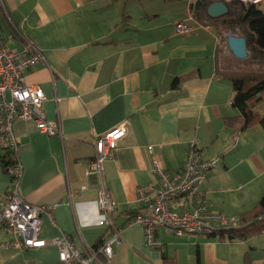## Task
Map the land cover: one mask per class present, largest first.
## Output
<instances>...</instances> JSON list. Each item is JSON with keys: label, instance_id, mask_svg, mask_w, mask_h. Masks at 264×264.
<instances>
[{"label": "crops", "instance_id": "crops-1", "mask_svg": "<svg viewBox=\"0 0 264 264\" xmlns=\"http://www.w3.org/2000/svg\"><path fill=\"white\" fill-rule=\"evenodd\" d=\"M196 1L0 0L4 39L19 48L12 23L45 58L23 81L42 89L46 119L60 123L61 136L39 131L32 121L14 124L19 193L30 204L54 205L53 222L40 217L42 238L66 234L80 251L108 238L111 230L101 224L96 204V176L87 175L84 160L94 156L97 136L126 121V135L103 165L120 229L108 264H264L258 236L221 240L161 230V247L148 248L141 225L132 220L141 209L136 188L155 181L148 146L169 171L183 163L190 141L203 158L219 160L175 207L203 201L239 222L264 192V133L258 125L237 131L232 86L221 75L241 71L247 62L219 42L214 26L192 17ZM180 20L189 26L185 33L175 31ZM8 186L0 166V201ZM8 239L0 229V243ZM0 264L61 262L56 247L47 245L0 248Z\"/></svg>", "mask_w": 264, "mask_h": 264}, {"label": "built area", "instance_id": "built-area-1", "mask_svg": "<svg viewBox=\"0 0 264 264\" xmlns=\"http://www.w3.org/2000/svg\"><path fill=\"white\" fill-rule=\"evenodd\" d=\"M229 2L231 0H224ZM245 6H255L264 12V0H237ZM11 24L18 38L19 48L12 47L0 33V154L7 152L10 165L6 174L9 186L0 201V229L9 235V239L0 243V248H40L55 246L61 264H108L113 254V246L120 242V229L114 225V213L117 203L108 191L103 178L104 162L113 157L118 141L128 130L123 121L100 134L95 140V154L84 160L87 175L96 176V204L101 216V224L111 230L108 238L96 249L75 248L71 238L61 234L50 240L40 236L41 216L53 222L52 204H30L19 193L22 166L17 157L18 141L14 124L18 120L32 121L36 128L47 134L61 136L58 120H47L43 111L45 99L42 89L37 85L23 81L25 73L33 71L45 58L40 49L25 38ZM189 30L186 20L175 23L177 33ZM222 31L221 36L233 34ZM150 152V172L155 181L139 185L135 192V203L140 212L133 216V221L143 230L144 244L148 248H160L162 243L158 232L163 230L177 237L191 235H214L221 230L238 226V220L212 210L203 201H198L190 208L175 207L177 200L191 194L208 177L209 172L218 165V158H203L200 148L194 141L187 146L183 163L174 170L164 169L158 158ZM87 190L86 186L81 191Z\"/></svg>", "mask_w": 264, "mask_h": 264}, {"label": "trees", "instance_id": "trees-1", "mask_svg": "<svg viewBox=\"0 0 264 264\" xmlns=\"http://www.w3.org/2000/svg\"><path fill=\"white\" fill-rule=\"evenodd\" d=\"M224 0H200V5L192 6V17L200 24L214 26L219 34V42H223L220 35L223 29L238 28L239 34L246 40L248 67L241 71H226L221 75L232 86V106L239 114L237 131H244L259 123L264 129V12L255 6H245L237 0L225 2L227 12L219 17L212 18L206 13V8L213 2ZM176 84L173 81L172 86ZM8 153L0 154V166L6 172L14 162L9 159ZM136 215V214H135ZM134 215V216H135ZM264 234V192L257 204L239 217L237 227L221 230L214 236L221 240H246L253 236ZM98 240L94 250L102 243ZM245 255V263H248Z\"/></svg>", "mask_w": 264, "mask_h": 264}, {"label": "water", "instance_id": "water-1", "mask_svg": "<svg viewBox=\"0 0 264 264\" xmlns=\"http://www.w3.org/2000/svg\"><path fill=\"white\" fill-rule=\"evenodd\" d=\"M199 5L200 0H197L195 7ZM226 12L227 6L223 1L213 2L206 8V13L212 18L222 16ZM225 43L235 58L243 60L248 57L246 40L243 36L228 34L225 36Z\"/></svg>", "mask_w": 264, "mask_h": 264}, {"label": "rangeland", "instance_id": "rangeland-1", "mask_svg": "<svg viewBox=\"0 0 264 264\" xmlns=\"http://www.w3.org/2000/svg\"><path fill=\"white\" fill-rule=\"evenodd\" d=\"M224 3H225V1H224ZM230 29H223V30H221V32L222 31H229ZM232 32H233V34L234 35H240L239 34V30H231ZM221 32H220V35H221ZM7 43L9 44V45H11L10 44V41H7ZM220 43H222V44H224V47L226 46V44H225V42H224V39H223V42H220ZM245 62H247L246 61V59H245ZM247 66H248V63H247ZM246 66V67H247ZM264 107V102L262 103V104H260V106H259V108H263ZM255 125H258L260 128H261V130L263 131V133H264V129L261 127V125L259 124V123H256ZM254 125V126H255ZM261 179H264V177H261ZM262 235H264V234H261V235H257L258 237V239H256L257 240V242H259L258 243V245L260 246V247H263L264 248V237L262 236ZM260 251H262V252H264V249H259Z\"/></svg>", "mask_w": 264, "mask_h": 264}]
</instances>
